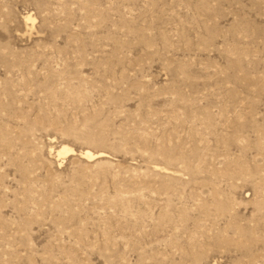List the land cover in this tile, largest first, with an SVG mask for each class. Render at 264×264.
Segmentation results:
<instances>
[{
    "label": "rangeland",
    "instance_id": "rangeland-1",
    "mask_svg": "<svg viewBox=\"0 0 264 264\" xmlns=\"http://www.w3.org/2000/svg\"><path fill=\"white\" fill-rule=\"evenodd\" d=\"M0 264H264V0H0Z\"/></svg>",
    "mask_w": 264,
    "mask_h": 264
},
{
    "label": "bare ground",
    "instance_id": "bare-ground-1",
    "mask_svg": "<svg viewBox=\"0 0 264 264\" xmlns=\"http://www.w3.org/2000/svg\"><path fill=\"white\" fill-rule=\"evenodd\" d=\"M32 21H33V18H32L31 15H27V16L25 17V22H32ZM70 152H71L70 149H68V148H66V147H63V148H61V150H59V155H60V156H64V155H67V154L70 153ZM85 155H86L87 157H91V154L88 153V152H86Z\"/></svg>",
    "mask_w": 264,
    "mask_h": 264
}]
</instances>
